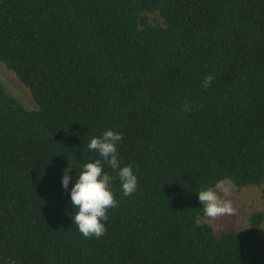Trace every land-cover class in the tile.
I'll return each mask as SVG.
<instances>
[{"label":"trees","instance_id":"16d2710c","mask_svg":"<svg viewBox=\"0 0 264 264\" xmlns=\"http://www.w3.org/2000/svg\"><path fill=\"white\" fill-rule=\"evenodd\" d=\"M0 61L37 104L0 81V264H264L262 212L198 221L200 191L264 181V0H0ZM106 130L138 187L105 163L117 207L85 238L70 192Z\"/></svg>","mask_w":264,"mask_h":264},{"label":"clouds","instance_id":"9594fccd","mask_svg":"<svg viewBox=\"0 0 264 264\" xmlns=\"http://www.w3.org/2000/svg\"><path fill=\"white\" fill-rule=\"evenodd\" d=\"M213 80L214 76L207 75L202 87L207 89ZM122 139L123 134L113 130H106L101 137H93L87 147L89 151L98 153L100 158L83 165L71 188V204L78 209L72 218L73 224L85 238L103 236L107 231L104 224L108 219L107 212L117 207V200L111 190L114 177L104 171L105 163L113 172H117L124 196H131L137 191V176L131 166H121L117 153V144ZM71 169L69 166L63 170L61 183L66 191L71 181ZM232 195L231 188L223 180L218 181L214 188L200 191L198 200L203 206L205 217L215 221L225 216H237L238 209L231 199ZM11 264H15V261Z\"/></svg>","mask_w":264,"mask_h":264},{"label":"rangeland","instance_id":"374dc122","mask_svg":"<svg viewBox=\"0 0 264 264\" xmlns=\"http://www.w3.org/2000/svg\"><path fill=\"white\" fill-rule=\"evenodd\" d=\"M150 21L153 24H160L161 18L157 13H153L150 15ZM0 81L8 94L20 101L26 109H37V104L31 97L29 89L21 83L15 74L1 61ZM224 182L231 188L233 193L231 199H233L238 209V215L233 217L225 216L215 221L204 216L199 217L198 221L209 224L213 228L214 233L219 235L224 231L247 230L250 227V215L253 212H262L263 220L260 228L264 231V198L262 196L264 181L260 185H247L242 187H237L227 180Z\"/></svg>","mask_w":264,"mask_h":264}]
</instances>
